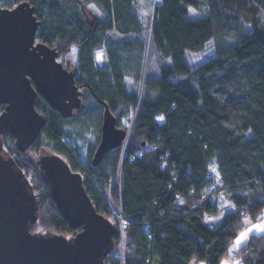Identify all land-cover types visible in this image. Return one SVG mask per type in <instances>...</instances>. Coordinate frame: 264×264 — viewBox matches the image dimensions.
<instances>
[{"label":"trees","instance_id":"16d2710c","mask_svg":"<svg viewBox=\"0 0 264 264\" xmlns=\"http://www.w3.org/2000/svg\"><path fill=\"white\" fill-rule=\"evenodd\" d=\"M1 1L34 6L36 41L58 51L84 91L70 117L38 95L46 123L28 150L57 153L82 173L96 209L117 228L105 264H221L233 256L237 237L264 212V0H153L147 11L137 0ZM187 50L209 57L191 67ZM103 101L130 131L94 165ZM70 120L81 130L96 124L95 142L83 149L73 141ZM3 139L33 173L39 213L31 230L74 234L40 156L24 159L14 135ZM230 206L216 226L205 221ZM234 250L241 264H264V232Z\"/></svg>","mask_w":264,"mask_h":264},{"label":"water","instance_id":"95a60500","mask_svg":"<svg viewBox=\"0 0 264 264\" xmlns=\"http://www.w3.org/2000/svg\"><path fill=\"white\" fill-rule=\"evenodd\" d=\"M38 24L29 1L9 8L0 0V102L5 104L0 113V264H105L117 228L96 209L82 173L57 153L40 155L38 164L59 210L71 228L79 229L71 236L34 232L30 226L38 219V196L14 156L4 150L5 135H14L22 152L40 135L46 118L36 108L39 94L65 117L82 104L76 72L59 60L55 48L36 41ZM103 103L94 165L128 136L109 104Z\"/></svg>","mask_w":264,"mask_h":264},{"label":"rangeland","instance_id":"374dc122","mask_svg":"<svg viewBox=\"0 0 264 264\" xmlns=\"http://www.w3.org/2000/svg\"><path fill=\"white\" fill-rule=\"evenodd\" d=\"M137 3H138L139 8L142 9V10H144V11L151 10L152 7L154 6L153 0H137ZM144 13H146V12H144ZM101 51L99 52V56H98L99 58H98V60H102L103 59L102 57H104L105 60H104L103 63H105L106 62V52L104 51V53H103ZM72 54H74V53H72ZM69 57L70 58H73L74 55L69 56ZM208 57H209V53H195V52L190 51V50H187L186 51V60L188 61L189 65L191 67L198 66L203 61H205ZM63 60L70 67H73L72 62H71V60H69V58L68 59H63ZM96 60H97V55H96ZM153 60H154L153 62L156 61V59H154V58H153ZM99 121L101 122L100 119H99ZM75 122L76 121L70 120L69 123H68V125H67V127H66V129L68 130V132L70 133V135L74 138L73 141H75V142L78 141L80 143V145L83 147V149H85V147H87L88 145H90V144H92V143L95 142V140L97 138L96 137L97 136V131H98L99 128L96 129V124H94V126L93 125H90L89 128H86V129L84 128L83 130H81L79 128V126L77 125V123H75ZM123 122H124V124L128 125V120L126 118L124 119ZM129 131H128V134H129ZM78 134L83 135L84 138H85V141H83V139L80 136H78ZM5 153L7 155H12V154H9L8 152H5ZM44 153L45 152H42L41 154H38L37 155V153H35L34 151H29L28 150V151H26L24 153V156L23 157H24V159L27 158V159H29L31 161H35L37 159L36 156H40V155H42ZM37 164H38V159H37ZM32 177H33V173H30L29 178L31 179ZM230 208H232V207L231 206L230 207H222L221 210H220V212L217 213V214H207L206 215V218H205V221L210 226H216L217 224H219L221 222L225 211L228 210V209H230ZM261 217H262L261 220L256 221L257 225L264 223V212H263V214H262ZM121 222H122V220H120V223H119L120 224V229L122 231V230H124V225L121 224ZM39 231L40 230H38V232ZM71 235H73V233L72 234H68L67 236H71ZM244 242H246V241H244ZM238 247L239 246H237L236 241H235L234 246H233V249L231 250L232 253H233V256H234V252H236V250H234V249H238ZM233 256L225 257L223 259V261H222L221 264H224V262H228V264H236V262L238 260H236ZM239 264H241L240 261H239Z\"/></svg>","mask_w":264,"mask_h":264},{"label":"snow or ice","instance_id":"6c2138e0","mask_svg":"<svg viewBox=\"0 0 264 264\" xmlns=\"http://www.w3.org/2000/svg\"><path fill=\"white\" fill-rule=\"evenodd\" d=\"M160 119H163V117H160ZM212 171L215 172L216 169L213 168ZM254 230L264 232V223L259 224V225H253L252 227L248 228L246 232L241 233L240 236L237 237V240H236L237 246H240L248 238V235L252 233ZM224 264H228V262H224ZM236 264H239V261H237Z\"/></svg>","mask_w":264,"mask_h":264},{"label":"crops","instance_id":"0c3cea01","mask_svg":"<svg viewBox=\"0 0 264 264\" xmlns=\"http://www.w3.org/2000/svg\"><path fill=\"white\" fill-rule=\"evenodd\" d=\"M253 225H257V223H256V221L255 222H252L242 233H244V232H246L247 231V229L248 228H250V227H252ZM254 232H260V231H253L252 233H254ZM252 233H250L249 235H248V238L245 240V241H247L248 239H249V237H250V235L252 234Z\"/></svg>","mask_w":264,"mask_h":264},{"label":"built area","instance_id":"2783aa9c","mask_svg":"<svg viewBox=\"0 0 264 264\" xmlns=\"http://www.w3.org/2000/svg\"><path fill=\"white\" fill-rule=\"evenodd\" d=\"M102 50V51H101ZM101 50H99V52L101 51V52H103L104 53V49H101ZM99 52L97 53V60H98V56H99ZM103 59L102 60H98V62L102 65L103 64V62H104V57H102ZM117 255H120V251L118 252V254Z\"/></svg>","mask_w":264,"mask_h":264},{"label":"clouds","instance_id":"9594fccd","mask_svg":"<svg viewBox=\"0 0 264 264\" xmlns=\"http://www.w3.org/2000/svg\"><path fill=\"white\" fill-rule=\"evenodd\" d=\"M100 50H101V49H100ZM102 65H103V64H102ZM102 65H101V66H102Z\"/></svg>","mask_w":264,"mask_h":264},{"label":"flooded vegetation","instance_id":"af4514ba","mask_svg":"<svg viewBox=\"0 0 264 264\" xmlns=\"http://www.w3.org/2000/svg\"><path fill=\"white\" fill-rule=\"evenodd\" d=\"M84 92V91H83ZM84 95V94H83ZM83 99V98H82Z\"/></svg>","mask_w":264,"mask_h":264}]
</instances>
